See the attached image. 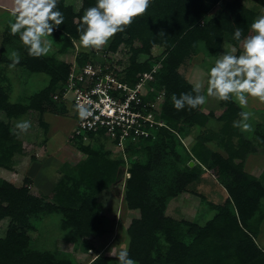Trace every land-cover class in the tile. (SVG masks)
<instances>
[{
    "label": "trees",
    "instance_id": "16d2710c",
    "mask_svg": "<svg viewBox=\"0 0 264 264\" xmlns=\"http://www.w3.org/2000/svg\"><path fill=\"white\" fill-rule=\"evenodd\" d=\"M255 2L264 8V0ZM95 4L96 0H82L80 9L75 11L66 0H59L58 9L65 20L52 35L59 54H75L73 40H79L84 10ZM222 4V9L211 15ZM257 17L258 13L242 0H152L146 14L111 38L101 51L115 53L121 45L130 48L129 65L124 72L131 85L140 73L161 66L151 83L155 92L149 93L146 100L165 93L160 118L166 127L154 130L140 145L129 143L124 154L127 152L130 161L122 153L114 155L106 150L105 144L70 138L85 158L75 165L61 166L63 177L48 196L31 192V177H26L21 186L0 179V223L9 219L6 235L0 237V264H79L71 254L34 248L30 233L37 230L40 218L59 214L62 230L71 231L74 242L82 249L96 251L90 238L102 237L107 232L97 197L122 181L125 169L130 176L125 178L126 208L138 212L126 230L127 250L137 264H264V249L257 241L264 222V172L257 176L246 171L247 158L257 149L253 139L232 126L243 109L234 99L222 101L223 112L217 117L221 127L214 131L207 128L210 120L216 118L214 112L205 114L201 107L176 110L171 100L173 94L192 92L194 86L181 72L189 60L201 51L217 57L225 43L236 47L237 55L241 54L243 48L233 39L234 32L240 28L242 40L252 35L250 26ZM14 19L8 22L3 34L0 66L11 63L6 45L16 40L18 44L14 45L21 56L17 66L29 74H46L49 83L12 102L9 86L0 79V169L9 171L14 168L15 156H27V143L15 130L19 120L28 114L38 115L46 143L50 128L44 118L46 113L69 114L64 104L54 100V95L62 91L71 68L69 62L54 56H29L19 35L11 34L9 25ZM156 47L163 49L159 56L153 54ZM75 55L80 65L98 60L92 49ZM141 56L148 58L140 61ZM2 71L4 68L0 67V77ZM2 113L6 119H2ZM195 129L199 133L187 148L183 140ZM255 136L264 153V121L258 124ZM191 161L195 162L193 167ZM205 174L227 193L223 202L209 203L214 212L212 218L202 225L167 215L170 201L182 193L203 196L197 191V184ZM96 253L88 264H119L117 257L98 250Z\"/></svg>",
    "mask_w": 264,
    "mask_h": 264
},
{
    "label": "rangeland",
    "instance_id": "374dc122",
    "mask_svg": "<svg viewBox=\"0 0 264 264\" xmlns=\"http://www.w3.org/2000/svg\"><path fill=\"white\" fill-rule=\"evenodd\" d=\"M242 1L246 3V6L256 11L258 16L264 14V8L255 2V0ZM0 2H6L11 5L0 6L1 53L3 34L8 22L13 19V15L11 0H0ZM66 2L68 5H72L75 8V11H78L82 5V0H66ZM222 7L223 4L217 6L211 12V15H216L218 10L222 9ZM14 44H18V42L14 40L10 45H6V49H8L6 56L8 59L10 52L17 50ZM76 48V52L78 53L87 50L90 51L92 49L94 52L99 53L98 58L101 59V50L103 48L86 49L80 46L78 41L76 43ZM233 48L236 49L234 54H237L238 49L236 47L229 43H225L221 54L231 52ZM17 51L19 52V50ZM162 51V48L156 47L153 49V54L154 56H159ZM75 54L74 52H67L64 55L59 54V46L55 43L49 54L46 56H54L59 60L71 63L75 59ZM130 56V48L127 45H121L117 52L111 53L113 62L115 63L116 61L119 68H125L129 65ZM218 57L219 56H208L204 51H201L199 55L189 60L181 69L182 74L190 84L195 86V84L199 82L203 85L201 92L204 95L207 94L208 71L214 65V62ZM147 58V56H141L139 60L144 61ZM0 67L4 68V71L1 72V82H4L5 85L9 86L12 102H18L19 100L32 95L46 87L49 83V77L46 74H29L23 68L18 66H16L15 69H9L6 63H3ZM248 101V106L244 108L243 111H250L253 113V117L249 121L252 125L253 131L242 132L246 138L254 140V145L257 151L251 153L247 158L246 171L258 176L264 172V153L257 144L255 131L258 124L264 121V102L253 97H248ZM221 102L222 101L209 97L208 102L200 108L205 114L211 112L215 113L216 118L211 119L207 125V128L214 131H218L221 127V123L217 121V117L223 112ZM236 103L238 102L236 101ZM1 115L2 119H6L4 113ZM57 117L58 118L53 116L49 117L51 125L49 143L44 142L46 137L45 130L39 125L38 115L28 114L22 118L30 120L32 123V127L27 133H19L20 138L27 143V156H15L13 160V170L9 171L6 169H0V179H5L17 186H21L26 177H31L32 183L30 189L32 193L40 196L51 195L63 177V174L60 171L61 166H63L64 163L75 165L85 158V155L77 149L72 141H70V138L73 139L75 136L74 130L76 124L74 119H76V117L71 116L70 114L62 117L59 115ZM197 133H199V130L195 129L190 136L183 140V143L187 148L191 147L194 143ZM107 139L108 138L99 137L92 139L88 143L94 145L105 144L106 150L111 151L114 155H120L122 153L124 159L130 161V156L127 152L124 154V151L121 148L117 147V145ZM133 158L137 159L136 156H133ZM126 171L127 169H125L126 175H124L122 181H119L114 188L104 191L97 197L98 209L101 212V216L105 218L104 222L107 232L102 237H91L90 241L95 246L96 251L98 250L111 257H117V253L122 248H128L129 238L126 230L132 219L138 216V212L129 211L126 208L124 201L125 178H129ZM197 185V191L203 196L184 192L170 201L166 214L178 220L184 219L187 221H196L202 225L211 219L214 212L210 210L209 203L218 204L223 202L227 193L214 178H211V176H208L207 174L202 176V181ZM8 225L9 219H5L0 223V237H5ZM36 226L37 230L30 233L33 240V247L36 249L71 254L79 264H88L97 256L96 251H86L81 248L80 244L74 242V234L71 231L62 230L61 215L59 214L46 215L40 218V220L36 222ZM257 241L264 249V222L261 225ZM76 247L80 248L75 250ZM111 251L112 254H110Z\"/></svg>",
    "mask_w": 264,
    "mask_h": 264
},
{
    "label": "clouds",
    "instance_id": "9594fccd",
    "mask_svg": "<svg viewBox=\"0 0 264 264\" xmlns=\"http://www.w3.org/2000/svg\"><path fill=\"white\" fill-rule=\"evenodd\" d=\"M12 15L15 18L9 27L12 35H19L28 55L39 58L46 56L55 44L52 39L54 30L64 23L65 17L58 9L59 0H11ZM152 0H96L95 6L84 10L78 28V43L83 48L101 49L117 33L124 32L133 21L146 14ZM251 33L243 40L242 30L236 28L233 39L241 43L243 52L222 53L208 71L207 94H201L202 84L196 83L192 92L173 94L171 97L176 110L197 109L208 102V98L219 101L235 99L244 109L248 106V97L264 102V14L251 23ZM73 43H77L73 40ZM9 69L21 62L17 50L10 52ZM195 93V94H193ZM78 115L86 119L91 115L88 108L77 106ZM239 119L233 121V127L244 132L253 131L249 121L253 117L250 111H240ZM32 127L30 120L22 119L15 124L18 133H27ZM113 250V249H112ZM112 254V251L111 253ZM119 264H137L130 258L127 248L117 253Z\"/></svg>",
    "mask_w": 264,
    "mask_h": 264
},
{
    "label": "built area",
    "instance_id": "2783aa9c",
    "mask_svg": "<svg viewBox=\"0 0 264 264\" xmlns=\"http://www.w3.org/2000/svg\"><path fill=\"white\" fill-rule=\"evenodd\" d=\"M95 53L98 57L99 53ZM70 64L63 89L54 95V100L64 104L68 113L76 117L75 137L85 143L92 137L108 138L125 151L129 143L139 144L151 137L154 130L166 127L160 118L165 93H159L154 100H146L149 93L155 92L151 83L156 79L159 64L137 75L134 85L126 80L124 70L127 66L119 68L111 52H102L101 59L83 65L75 56ZM78 105L88 108L91 115L81 119Z\"/></svg>",
    "mask_w": 264,
    "mask_h": 264
},
{
    "label": "crops",
    "instance_id": "0c3cea01",
    "mask_svg": "<svg viewBox=\"0 0 264 264\" xmlns=\"http://www.w3.org/2000/svg\"><path fill=\"white\" fill-rule=\"evenodd\" d=\"M8 6L9 4H7L6 2L5 3H2V2H0V6ZM9 6H11V5H9ZM10 10V9H9ZM221 115V114H220ZM51 116H53V117H56V118H58L57 116H59V115H54V114H52V113H46V115H45V120H46V122L49 124V126L51 127V125H50V121H49V117H51ZM62 117V116H61ZM48 118V119H47ZM49 134H50V136H51V132H50V128H49V133H48V142L47 143H49ZM67 142V141H66Z\"/></svg>",
    "mask_w": 264,
    "mask_h": 264
},
{
    "label": "water",
    "instance_id": "95a60500",
    "mask_svg": "<svg viewBox=\"0 0 264 264\" xmlns=\"http://www.w3.org/2000/svg\"><path fill=\"white\" fill-rule=\"evenodd\" d=\"M195 165V162L194 161H191L190 162V166L193 167Z\"/></svg>",
    "mask_w": 264,
    "mask_h": 264
}]
</instances>
